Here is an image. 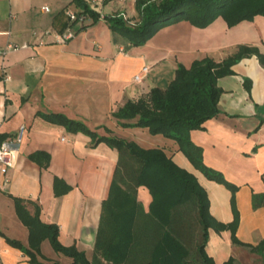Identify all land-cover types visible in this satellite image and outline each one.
Segmentation results:
<instances>
[{"label": "crops", "instance_id": "0c3cea01", "mask_svg": "<svg viewBox=\"0 0 264 264\" xmlns=\"http://www.w3.org/2000/svg\"><path fill=\"white\" fill-rule=\"evenodd\" d=\"M87 1L103 17L72 26L67 9L82 10L73 0H0V47L9 42L29 44L0 54V133L8 135L5 141L14 149L9 172H0V264H28L31 260L6 239L30 245V228L16 211L14 195L36 200L42 219L60 226V240L67 246L76 243L93 259L103 203L120 160L118 148L104 141L94 146L86 132L49 122L37 114L39 110L83 120L100 134H116L146 149L161 147L204 185L213 215L226 223L234 220L233 191L207 178L180 150L175 138L152 134L144 126L124 127L114 112L128 100L148 95L154 87L167 88L181 64L190 68L195 59L208 56L221 62L235 55L241 45L256 46L264 53V15L233 27L223 16L206 28L181 19L163 27L146 44L130 46L124 35L115 34L105 16L121 13L134 24L141 18L137 0ZM83 23L88 28H82ZM69 30L76 35L64 41L62 36ZM143 66L151 67L149 74L142 82L134 81ZM234 70L219 80L221 113L190 136L202 146L204 162L239 186L235 199L240 211L238 234L256 244L264 239V206L252 204L254 193L264 194V63L254 54L241 58ZM247 84H251L250 91ZM23 125L26 136L22 142L15 141ZM41 150L52 156L47 168L30 156ZM56 175L73 186L68 193L55 196ZM138 195L150 211L153 196L148 187L142 185ZM210 235L206 249L216 263L224 264L234 256L236 264H264V254L235 244L230 229H213ZM41 252L43 261L73 262L56 252L49 238L44 239Z\"/></svg>", "mask_w": 264, "mask_h": 264}, {"label": "trees", "instance_id": "16d2710c", "mask_svg": "<svg viewBox=\"0 0 264 264\" xmlns=\"http://www.w3.org/2000/svg\"><path fill=\"white\" fill-rule=\"evenodd\" d=\"M73 3L82 7L80 13L93 17L92 23L103 17L87 0H73ZM136 7L141 18L134 24L121 13L105 16L115 34L124 35L130 46L146 44L156 32L181 19L206 28L223 16L233 27L240 21L264 15V0H137ZM77 22L71 21L72 26ZM88 26L83 23L81 27ZM238 50L221 62L208 56L195 59L190 68L181 64L167 88L154 87L148 95L138 100L130 99L114 112L124 127L144 126L152 134L175 138L180 143V150L207 178L217 180L233 191L234 220L226 223L217 219L211 212L210 195L204 185L188 169L177 165L161 147L146 149L116 134H100L83 120L60 112L39 110L37 114L49 122L59 123L72 131L86 132L94 140V146L104 141L118 148L120 160L109 197L103 203L93 259L79 250L76 243L67 246L60 240V226L42 219V208L36 200L11 196L16 201V211L22 222L30 228V245L19 239H6L31 256L28 264H64L60 260H41V248L46 238L56 252L73 258L69 264H218L206 249L213 229L220 232L230 229L235 244L264 254V239L251 244L239 237L240 211L235 201L239 186L218 168L204 162L202 146L190 136L195 129H205L207 121L221 113L218 104L223 89L219 80L235 73V63L254 54L264 63V53L256 46L241 45ZM250 85L246 86L249 91ZM7 136L0 133V144ZM30 156L40 167L47 168L52 162V156L46 150L33 152ZM54 184L55 196L66 194L73 187L59 175L54 178ZM142 185H146L153 196L150 211L139 199L138 189ZM252 204L254 207L264 206V194L254 193ZM224 264H236L235 257L230 256Z\"/></svg>", "mask_w": 264, "mask_h": 264}, {"label": "built area", "instance_id": "2783aa9c", "mask_svg": "<svg viewBox=\"0 0 264 264\" xmlns=\"http://www.w3.org/2000/svg\"><path fill=\"white\" fill-rule=\"evenodd\" d=\"M50 6L45 7V10H49ZM67 14H69L70 18L72 21H80V22H85L90 20L92 17L89 16L86 13H80L79 11H73L71 9H67ZM47 33H50V31H48ZM74 35H76V32L69 30L66 31L63 36L62 39L65 41L67 39H70L71 37H74ZM29 44H27L26 42L23 43V45L20 44H16L13 42H9L8 46L5 48L0 47V54L2 56H5L9 50L13 49V48H21L23 46H28ZM151 70V67L149 66H143L142 70L139 71L136 76H134V81L136 82H142L143 80H145L146 76L149 74ZM26 132H27V128L25 125H23L20 128V131L17 133L16 136H14V140L18 141V142H22L24 136H26ZM65 138H63L64 140ZM13 147L11 146L10 143H8L7 141H3L2 144H0V172L6 174L8 173V169L13 165Z\"/></svg>", "mask_w": 264, "mask_h": 264}]
</instances>
